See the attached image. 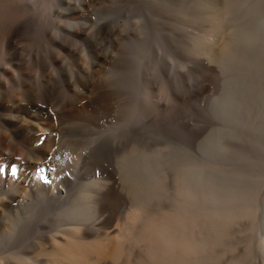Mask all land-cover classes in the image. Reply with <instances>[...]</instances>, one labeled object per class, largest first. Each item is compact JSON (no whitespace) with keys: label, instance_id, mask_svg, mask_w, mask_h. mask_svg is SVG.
<instances>
[{"label":"bare ground","instance_id":"6f19581e","mask_svg":"<svg viewBox=\"0 0 264 264\" xmlns=\"http://www.w3.org/2000/svg\"><path fill=\"white\" fill-rule=\"evenodd\" d=\"M118 1L0 0V40L12 50L0 68V167L7 158L5 141L18 134L21 147L8 150L9 159L17 162L26 154L35 164L31 173L29 164L17 167L21 181L11 191L0 188V264H95L94 256L119 258L134 227L105 228L100 222L123 201L135 207L136 223L144 220L145 264H264V0L227 1L233 27L218 75L219 96L210 105L217 127L201 146L203 154L195 157L181 146L130 153L117 145L123 127L96 125L105 132L89 153L70 155L61 148L62 124L98 114L111 100L117 103L116 91L106 89L94 73L91 83L68 90L63 99L38 96L33 66L26 67L14 40L49 33L57 40L53 43L71 39L73 45L74 38L83 37L79 30L93 24L87 39L114 35L127 41L132 68L138 70L152 57L147 20L135 7L128 10L126 4L123 10ZM46 161L52 164L48 177L41 173Z\"/></svg>","mask_w":264,"mask_h":264},{"label":"rangeland","instance_id":"374dc122","mask_svg":"<svg viewBox=\"0 0 264 264\" xmlns=\"http://www.w3.org/2000/svg\"><path fill=\"white\" fill-rule=\"evenodd\" d=\"M227 1L119 0L118 5L121 8L127 4L128 10L135 7V10L143 12L147 20L145 24L149 27L147 37L153 43H151L152 57L144 59L142 68L139 67L138 70L134 68L137 71L134 75L131 72L134 69L129 56L132 51L131 44L114 35L108 39H102L103 35H101L88 40L87 38L92 34L93 24L79 30L84 38H74L73 45L70 43L71 39L69 42L53 43L57 40H51L48 31L53 34V30L50 28L47 30V38H35V36L16 38L14 46L25 60L26 67L31 70L33 66V89L38 96L55 94L58 95L57 98L63 99L67 97L65 92L68 90H79L85 84L91 83L94 80L92 77L94 73L101 77L100 83L106 89L116 91L118 104L111 100L109 105L98 111V114L80 120L83 123L78 121L73 124H62V134H60L62 150L70 155L89 153L88 151L93 148L90 144L95 140L97 142L99 136L104 135L105 132L98 131L96 125L106 127L112 125L111 128L123 127L125 130L117 145L122 148L121 150L128 148L130 153H154L170 149L171 146L177 148L181 146L195 157L203 154L199 153L204 150L201 146L206 144L211 132L217 127L214 119L209 116L210 105L219 96L218 75L221 71V63L225 61L229 31H232L233 27L229 21ZM82 7L88 14V5L84 4ZM133 20L135 25L139 23L137 18ZM134 33L139 34L137 30H134ZM151 35L154 37L151 38ZM0 43V68H2L7 65V57L12 50L8 41L0 40ZM11 48L14 49L12 45ZM125 64H129L132 69L127 70ZM130 72L131 77L125 76ZM45 75L51 82L44 81ZM0 79L2 80V76ZM23 83L21 79L13 86L18 89ZM126 83H129L128 87ZM125 97L126 107L122 105ZM86 100L91 102L90 94ZM48 112L51 117H56L54 110L49 109ZM1 132L2 127H0V136ZM18 142H20L19 134L5 141V148L8 149L4 167H0V188L7 191H11L13 186L21 181L18 171L16 175L6 171L10 166L17 169L19 166L29 164L27 170L31 173L35 165L29 163L31 159L26 154L20 155L17 162L9 159L12 150H8L20 148ZM39 144L38 140L33 146ZM22 153L28 152L23 150ZM49 172H52V164L46 161L41 173L48 177ZM99 174L101 175V172ZM28 186L29 184L26 185ZM31 186L27 190L30 191ZM134 210L132 203L123 201L116 203L110 211L101 216L100 223L104 222L105 228L115 227L116 224L118 228L134 227V230L131 231L133 235L125 244L119 258L107 260L94 256L92 261L95 264H118V259L119 264L147 262L149 252L146 248L144 220L141 218L136 223L133 219Z\"/></svg>","mask_w":264,"mask_h":264},{"label":"snow or ice","instance_id":"6c2138e0","mask_svg":"<svg viewBox=\"0 0 264 264\" xmlns=\"http://www.w3.org/2000/svg\"><path fill=\"white\" fill-rule=\"evenodd\" d=\"M6 171H9L12 175H16L17 169L15 167H9Z\"/></svg>","mask_w":264,"mask_h":264}]
</instances>
